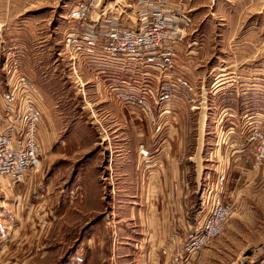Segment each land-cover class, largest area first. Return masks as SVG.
<instances>
[{
    "label": "rangeland",
    "instance_id": "rangeland-1",
    "mask_svg": "<svg viewBox=\"0 0 264 264\" xmlns=\"http://www.w3.org/2000/svg\"><path fill=\"white\" fill-rule=\"evenodd\" d=\"M75 1L0 0V134L14 144L20 132L17 120L10 126L4 99L9 69L33 84L31 100L42 116L37 166L19 182L0 175V264H149L145 235L152 225L145 206L158 175L151 172L157 159L144 158L142 147L169 151L170 158L175 153L196 190V159L214 169L221 157L246 151L245 121L257 118L264 127V0H171L191 16L190 36L197 38L191 59L178 46L175 69L165 79L125 58L73 60L63 38ZM191 73L209 78L199 77L193 87ZM141 78L154 88L165 82L176 88L170 102L152 110L154 120L129 96L112 91L110 80ZM176 137L183 145L160 147ZM255 200L252 189L231 197L225 230L194 264H264V255H253L264 243V209ZM198 202L193 193L190 216ZM168 257L159 253L157 264H168Z\"/></svg>",
    "mask_w": 264,
    "mask_h": 264
},
{
    "label": "built area",
    "instance_id": "built-area-1",
    "mask_svg": "<svg viewBox=\"0 0 264 264\" xmlns=\"http://www.w3.org/2000/svg\"><path fill=\"white\" fill-rule=\"evenodd\" d=\"M102 2L76 0L68 10L64 51L73 60L97 56L133 60L153 70L160 78H167L174 70L177 49L184 37L182 33L190 23L188 15L171 0H137L135 5L116 0H109L107 5ZM8 74L11 90L4 97L6 110L10 126L17 120L20 132L14 144L10 135L0 134V175L19 182L27 170L38 164L37 131L42 116L31 100L36 92L30 80L15 69H9ZM110 81L113 92H119L121 97L129 96L130 101L145 109L153 120L152 110L170 102L176 93L175 85L165 82L154 88L147 78L136 82ZM179 85L188 92L193 90L184 82ZM21 92L27 95L21 96ZM243 129L247 130L243 145L251 156V169L264 171V127L257 118H250L244 122L241 131ZM141 152L144 158L150 159V152L143 147ZM227 166V163L221 166L215 180L202 187L197 213L204 217L190 225L180 247L171 253L168 264H194L201 251L225 230L233 214ZM253 255L257 258L264 255V243L257 246Z\"/></svg>",
    "mask_w": 264,
    "mask_h": 264
},
{
    "label": "crops",
    "instance_id": "crops-1",
    "mask_svg": "<svg viewBox=\"0 0 264 264\" xmlns=\"http://www.w3.org/2000/svg\"><path fill=\"white\" fill-rule=\"evenodd\" d=\"M188 17L191 23V16ZM190 23L184 31L187 33L186 37L184 38L185 40H183V42H181V44L179 45L180 49L183 50V48H185V55H189V59H191L190 54L193 52V50H191L189 46L196 44L195 39L197 38L195 36L193 38L192 35L190 36L192 32L194 34V29L192 28V25ZM188 49H190V51H188ZM187 51L188 53H186ZM178 65V67L181 66L179 62ZM197 75L198 78L194 79L191 73L192 82L199 80V77L201 78L199 74ZM208 78L209 76L204 73L200 81H206ZM191 85L193 87L196 86L194 82ZM197 85H200L202 87L201 83H198ZM228 110H230L232 113H235V110L230 108H225L222 111L227 112ZM152 143L153 141L151 142V144ZM182 143V138H169V140L164 139V142L161 143L160 147H162L163 149L164 145L169 146L170 144H172L173 146H176L183 145ZM200 150L201 148L199 147L198 152H200ZM158 151V149H155L153 153H150V156L152 157H150L149 159L150 162H153V159H157L156 162L154 161L152 163L154 166H156V169L151 172L152 174L156 173L154 174V176L158 175L156 176L158 185L153 186L152 188L149 186L150 188H147L145 206L148 214L146 219L147 224L152 225L151 229L148 230L145 235V237L147 238L146 242L148 244L147 246L149 250L147 254L149 264L151 262L149 258L150 256L154 258V261H152L153 264L158 263L157 257L159 253L164 254L165 259L170 256L171 251L174 250L177 245H179L186 232L185 225L189 223L193 225L199 219H203L204 216L197 213V207L194 210V213L190 216V210L188 206L191 202V196L193 193L198 196L201 188L203 186H206L207 182H213L220 167L225 165L226 163L228 165V187L232 191L231 195L236 196V200H238L241 195H244V193L247 192L248 189H252L253 198L254 200L255 198L257 199L255 201L256 205H258V209H264V171L250 170L251 156L247 151L240 149L236 152V154H234L231 160L227 158L223 159L221 157L220 161L217 163V165H215L214 169L211 168L209 171V168L206 167H209L210 165H205L204 167L202 166V159L199 158V161L196 159L194 162L196 173V190H192L190 180L187 178V171L182 167L181 158L176 156L175 153L172 155V158H170L171 154L169 153V151L168 153H158ZM154 154L156 158L154 157ZM197 155L199 154L197 153ZM159 158L161 159L160 161ZM168 160H171V162L169 163ZM230 173L233 174V178L235 177L234 179H230ZM201 181L203 182V185L201 184ZM171 217L173 218L172 220L176 225V228L173 226L171 228ZM153 226L155 227L153 228ZM177 229L179 232H181L179 235L176 233ZM240 249L241 251H243L244 247L240 246Z\"/></svg>",
    "mask_w": 264,
    "mask_h": 264
}]
</instances>
